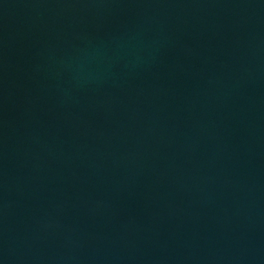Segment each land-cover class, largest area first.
Wrapping results in <instances>:
<instances>
[{
  "label": "water",
  "instance_id": "water-1",
  "mask_svg": "<svg viewBox=\"0 0 264 264\" xmlns=\"http://www.w3.org/2000/svg\"><path fill=\"white\" fill-rule=\"evenodd\" d=\"M0 264H264V0H0Z\"/></svg>",
  "mask_w": 264,
  "mask_h": 264
}]
</instances>
